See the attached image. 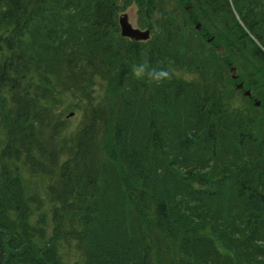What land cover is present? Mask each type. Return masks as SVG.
<instances>
[{"label": "trees", "instance_id": "trees-1", "mask_svg": "<svg viewBox=\"0 0 264 264\" xmlns=\"http://www.w3.org/2000/svg\"><path fill=\"white\" fill-rule=\"evenodd\" d=\"M0 264H264V0H0Z\"/></svg>", "mask_w": 264, "mask_h": 264}, {"label": "rangeland", "instance_id": "rangeland-1", "mask_svg": "<svg viewBox=\"0 0 264 264\" xmlns=\"http://www.w3.org/2000/svg\"><path fill=\"white\" fill-rule=\"evenodd\" d=\"M130 16V21L134 26H137L136 21H137V14H136V9L135 7L131 8L128 12H127ZM65 119H67L65 117ZM81 117L80 115H78L77 113L75 114V116L71 119H67V121L69 122L67 124L68 126V130H72L74 128H76L78 126V124L80 123Z\"/></svg>", "mask_w": 264, "mask_h": 264}, {"label": "bare ground", "instance_id": "bare-ground-1", "mask_svg": "<svg viewBox=\"0 0 264 264\" xmlns=\"http://www.w3.org/2000/svg\"><path fill=\"white\" fill-rule=\"evenodd\" d=\"M182 1H186V0H182ZM191 4H189V3H186V5L184 6V13H189L190 11H191ZM121 16H122V13H120L119 15H118V20L121 18ZM144 30L147 32V34H151V35H153V32H151V29L150 28H144ZM152 38V37H151ZM151 39H144V42H148V41H150ZM250 91V93L252 94V91L251 90H249Z\"/></svg>", "mask_w": 264, "mask_h": 264}, {"label": "water", "instance_id": "water-1", "mask_svg": "<svg viewBox=\"0 0 264 264\" xmlns=\"http://www.w3.org/2000/svg\"><path fill=\"white\" fill-rule=\"evenodd\" d=\"M125 30V29H124ZM129 36H132L131 34H129ZM135 38H140V36H137V37H135Z\"/></svg>", "mask_w": 264, "mask_h": 264}]
</instances>
